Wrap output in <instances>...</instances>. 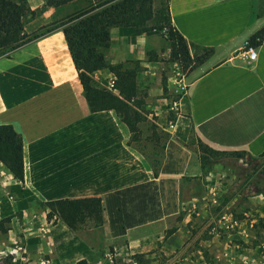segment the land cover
Here are the masks:
<instances>
[{
    "label": "crops",
    "instance_id": "crops-1",
    "mask_svg": "<svg viewBox=\"0 0 264 264\" xmlns=\"http://www.w3.org/2000/svg\"><path fill=\"white\" fill-rule=\"evenodd\" d=\"M44 2L26 0V34L81 9V0ZM166 14L188 45L212 54L178 102L155 176L113 111L88 110L59 27L0 56V125L20 136L22 152V183L0 163V264L13 263L16 242L28 264H105L106 251L137 264H264V196L239 206L231 196L238 211L215 214L198 153L182 138L188 126L212 150L264 154V39L253 62L242 50L264 25V0H166ZM108 35L138 37L130 27ZM85 198L99 199L100 227L46 218L47 204Z\"/></svg>",
    "mask_w": 264,
    "mask_h": 264
},
{
    "label": "trees",
    "instance_id": "trees-1",
    "mask_svg": "<svg viewBox=\"0 0 264 264\" xmlns=\"http://www.w3.org/2000/svg\"><path fill=\"white\" fill-rule=\"evenodd\" d=\"M68 1L71 0H45L44 5L57 7ZM153 1L107 0L72 14L57 24L42 26L26 34L23 31V22L27 18H32L34 14L29 10L26 0H0V56H7L12 50L59 27L88 110L91 113L113 111L127 128L129 133L127 145H130L138 140V124L142 120L139 106L135 103V72L122 69L119 65H106L102 51L109 45L110 28L130 27L134 29L136 35L150 34L152 28L149 22L153 16ZM167 37L170 53L175 58L190 60L189 49L195 46L188 45L170 25L167 28ZM263 39L264 25L251 34L245 42L248 46L257 47ZM200 49L206 51L204 57L212 53L211 49ZM197 61L198 64L202 63L201 58ZM103 69L114 73L117 95L94 84L92 74ZM202 152L203 154L198 153V160L202 170H205L210 161L209 156L215 151L204 147ZM0 163L15 181L22 183L21 138L10 125H0ZM148 164L155 176L158 161L154 164L148 161ZM263 181L264 178L256 180V183L261 184ZM258 193L262 194L260 191ZM46 207L47 219L55 215L71 230L82 227L98 228L102 225V208L97 198L64 200L49 203ZM5 220L7 219L1 220L0 223Z\"/></svg>",
    "mask_w": 264,
    "mask_h": 264
},
{
    "label": "rangeland",
    "instance_id": "rangeland-1",
    "mask_svg": "<svg viewBox=\"0 0 264 264\" xmlns=\"http://www.w3.org/2000/svg\"><path fill=\"white\" fill-rule=\"evenodd\" d=\"M104 1L107 0H93L91 3L89 0H81V9L72 14ZM152 10L153 16L149 22L152 28L150 34L136 35L138 37L126 36L124 41L115 39L102 53L106 65H119L122 69L135 72V103L139 106L142 120L138 124V140L131 146L146 161L154 164L160 158L162 143L174 130L173 125L168 127L169 124L175 123L178 105L176 104V110H171L170 107L173 102H179L183 96V94L173 95L177 83L181 81L186 87L191 78L204 67L202 63L198 64L197 59L201 58L204 62L212 53L204 57L206 51L194 47L189 49L190 60L175 58L170 53L167 37L169 23L166 16V0H154ZM131 37L133 39H130ZM104 71L106 72H101L99 75L102 80H106L108 74H113L115 77L109 70L104 69ZM157 101L165 104L167 120L164 123H161L158 110L155 109V105L153 106ZM187 127L185 126V136L182 137L184 143L196 153L203 154L202 151L207 146L195 138L191 129L187 130ZM212 151L215 153L209 156L210 161L205 167L203 191L217 198L212 208L215 214L221 215L227 210L238 211L228 207L232 203L227 204L229 200L232 201L231 196L238 199V202L233 203L239 206L243 197L255 195L258 191L264 195V181L261 184L256 183V180L264 178V154L253 158L240 151Z\"/></svg>",
    "mask_w": 264,
    "mask_h": 264
},
{
    "label": "built area",
    "instance_id": "built-area-1",
    "mask_svg": "<svg viewBox=\"0 0 264 264\" xmlns=\"http://www.w3.org/2000/svg\"><path fill=\"white\" fill-rule=\"evenodd\" d=\"M242 50L245 54V59L247 63H251L256 58V48L248 46L246 42H243ZM92 80L101 88L106 90L107 92L117 95V89L115 88V77L113 74H108V77L106 80H102L99 78V75L95 73L92 74ZM185 86L181 81L177 83V87H175L173 91V95L178 96L184 94ZM176 104L178 105V102H173L171 104L170 109L176 110ZM178 107V106H177ZM10 253L13 256V263L14 264H28L27 259L23 256V247L21 246L20 242L14 243L10 248ZM105 264H137V262L132 259L128 258L125 261H118L115 257V254L110 251H106L103 253ZM12 263V264H13Z\"/></svg>",
    "mask_w": 264,
    "mask_h": 264
}]
</instances>
